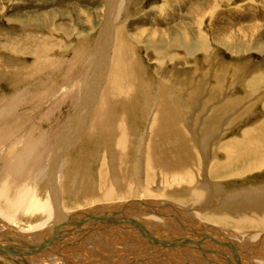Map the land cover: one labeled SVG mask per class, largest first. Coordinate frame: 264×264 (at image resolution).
Listing matches in <instances>:
<instances>
[{"label":"bare ground","instance_id":"6f19581e","mask_svg":"<svg viewBox=\"0 0 264 264\" xmlns=\"http://www.w3.org/2000/svg\"><path fill=\"white\" fill-rule=\"evenodd\" d=\"M124 2L116 15L110 12L99 41L80 63L81 69L78 65L83 75L79 81L75 73L70 76L75 71L70 74L71 63L48 73L58 61L53 48L44 50L50 55L34 53L31 68H21L15 58L9 67L0 59V258L8 257L12 264H264V184L224 191L237 179L264 173V122L215 146L211 142L219 135H205L202 153L210 156L206 154L203 176L200 161H193L198 152L180 138V93H170L172 78L178 81L175 73L165 72L155 80L145 69L140 79L134 58L129 75L120 65L133 40L115 27ZM198 12L191 10L188 20H196ZM178 28L169 35L172 42L159 47L161 54H170L178 44L189 55L206 51L207 36L201 28L193 31L196 36ZM193 37L198 39L194 42ZM47 42L41 45L48 48ZM259 51L264 54V47ZM111 55L109 94L94 108L97 85L107 74ZM171 57L163 67L178 66L177 58ZM42 73L47 80L65 83L52 81L44 89ZM238 79L240 86L242 76ZM194 81L186 79L176 86ZM263 81L261 75L248 81L253 96ZM226 91L224 95H231ZM77 97L85 115L95 109L85 134L80 117L60 128L50 124L51 105ZM79 142L86 149L81 159L76 157L75 169L68 153ZM179 142L185 144L186 164ZM211 178L220 182L213 184Z\"/></svg>","mask_w":264,"mask_h":264},{"label":"rangeland","instance_id":"374dc122","mask_svg":"<svg viewBox=\"0 0 264 264\" xmlns=\"http://www.w3.org/2000/svg\"><path fill=\"white\" fill-rule=\"evenodd\" d=\"M124 1L121 8L122 13L118 17L115 27L126 31L134 41L130 40L132 43H129L127 49L128 53L126 56H132L129 59V63L123 62L126 61V56H122L120 65L122 66L123 63V68L120 67L127 70L129 75L128 66L131 67V62L134 58V61L138 62L137 70L140 79L141 73H144L145 76L147 72L145 69H148L149 74L155 80L163 77L165 72L166 74L175 73L178 81L172 78L171 89L175 92L171 90L170 93H180L176 103V106L181 109L180 113L178 112L179 116H177L178 124L183 130L180 138L182 141V138L185 137L188 141L187 144L194 147L198 152V154H195L193 161L196 162L195 164L200 161V172L206 177L204 167L208 159L205 160V157L206 154L210 156V153H202V141L205 140V135H219L217 141L211 142V145L215 146L217 142L235 139L253 125L264 122V81L263 87L258 90L255 96L251 94L254 91L252 85L248 86V81L256 75L263 76L264 80V54L260 51L258 52L260 48L264 47V0ZM108 3L111 6L113 5L111 10L108 9ZM120 5L121 0H0V44H3L0 45V59H5L9 67H11L15 58L16 62L20 60L17 65H21V68H31L35 64L34 53L38 56L50 55V50L46 52L44 50L53 48L56 51L54 57L58 61L53 67L54 69L50 68L48 73L53 72V70H59L61 67L71 63L70 74L75 71L70 76L75 73L77 75L75 79L79 81L83 76L80 75L81 72L79 71L80 63L87 58V53L99 41V36L106 26L105 22L108 20L107 18H110V12H112V17L113 12L116 15ZM171 6L173 7L171 8ZM191 10L194 12L196 10L199 11L196 20H188V15L191 16ZM215 16L217 17L213 19ZM110 22L113 26V18ZM180 27L181 29H189L188 34L192 36H196V32L193 31L201 28L200 31L207 36L205 41L207 43L205 44L206 51L194 50L189 55L178 44L174 48L175 50H169L170 54H161L159 47L162 44H170L172 37L170 36L171 38L169 39V35L173 36L176 33L174 28L180 29ZM114 36L116 35L113 32L111 41L113 39L114 41L116 40ZM192 39L195 42L198 38L193 37ZM47 41L50 46L48 48L43 47L41 43ZM16 43L17 45H15ZM3 46H7L5 48H9V52H13L15 55H10L9 52L3 50ZM109 52H112V49ZM172 55L177 58L178 66L172 67L173 64L169 63L163 67V61H167ZM10 57H12V60ZM111 60L112 55L109 58L107 74L104 75L99 82L100 84L97 85L96 91L100 89V93L97 92L95 96L94 108L99 105L106 94H109L107 93V87L109 83L108 76L112 66ZM211 66L215 67L213 72L210 70ZM38 72L40 71L38 70ZM161 72L163 73L161 74ZM43 74H41L42 78L47 80ZM55 76L57 77L58 75ZM215 76H217V84L214 82ZM240 76H242L244 84L242 83L238 86L239 83L236 84V81H239L240 78L238 80L237 78ZM191 78L192 80L195 78V81L187 83L188 88L185 85L176 86L179 81L184 80L186 82V79ZM46 80L42 81L44 89L50 87L53 84L52 81H57L61 86L65 83L64 81L58 82V80ZM224 81H226L225 84L227 85L230 83V86L224 87ZM60 85L58 87H61ZM243 85L244 87H242ZM175 87L178 89H175ZM229 87H231V90H228ZM225 91L226 94L229 91L232 93L231 95H224ZM244 91H247V94ZM249 94H251L250 97L248 96ZM71 97L73 96L71 95ZM180 98H182V101ZM80 100L78 97L61 101L58 99L57 103L51 105L53 109L50 112V116L53 121L50 124L52 123L55 128H60L64 122L80 117L83 121V127L81 128L85 134L88 127L87 122L93 120L94 115L92 116V114H94L95 109L87 113V115L89 114L88 116L85 115L87 111L83 110V112L81 110L84 104L81 105ZM24 112H28V110ZM131 115L133 114H128L127 118H130ZM44 126L46 128L47 125L44 124ZM44 128L42 129L45 130ZM84 138L85 135L79 137L82 141ZM157 142L165 144L168 141L166 139H158ZM75 144L76 148L72 149L68 154L73 157L72 162L74 161V168L76 169L79 166V160L76 157L81 159L80 155H85V147H83V142ZM178 145L182 146L180 148L183 150L182 162L186 164L185 150L183 148L185 144L179 142ZM78 148L80 150L82 148L81 152ZM76 152L80 153L76 155ZM188 168L190 170L193 169L189 166ZM212 180L213 184L220 182L211 178V182ZM233 182L226 184L224 191L229 189V191L247 190L250 186H254L252 188L254 189L257 187L256 185L264 184V173L251 174ZM136 187L140 188L138 185ZM70 199L69 196H63V200L66 202H69ZM71 202L75 201L72 200ZM5 248L9 249L6 246ZM1 258L0 264H12L7 261L8 257H6V260Z\"/></svg>","mask_w":264,"mask_h":264}]
</instances>
